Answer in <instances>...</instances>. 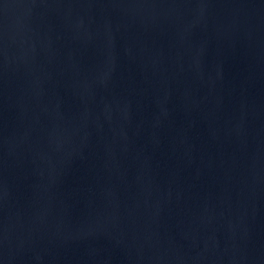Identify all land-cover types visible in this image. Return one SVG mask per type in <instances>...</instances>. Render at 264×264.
Instances as JSON below:
<instances>
[{
    "label": "water",
    "instance_id": "water-1",
    "mask_svg": "<svg viewBox=\"0 0 264 264\" xmlns=\"http://www.w3.org/2000/svg\"><path fill=\"white\" fill-rule=\"evenodd\" d=\"M0 264H264V0H0Z\"/></svg>",
    "mask_w": 264,
    "mask_h": 264
}]
</instances>
